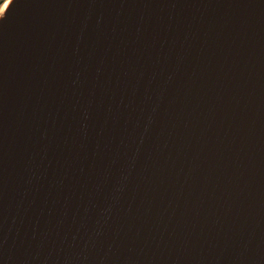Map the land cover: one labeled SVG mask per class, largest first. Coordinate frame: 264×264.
Returning <instances> with one entry per match:
<instances>
[{"label":"water","instance_id":"water-1","mask_svg":"<svg viewBox=\"0 0 264 264\" xmlns=\"http://www.w3.org/2000/svg\"><path fill=\"white\" fill-rule=\"evenodd\" d=\"M0 264H264V0H10Z\"/></svg>","mask_w":264,"mask_h":264},{"label":"crops","instance_id":"crops-1","mask_svg":"<svg viewBox=\"0 0 264 264\" xmlns=\"http://www.w3.org/2000/svg\"><path fill=\"white\" fill-rule=\"evenodd\" d=\"M9 1H10V0H6V1H4V3L1 5L0 9H2V10H0V15L4 12V9H5L4 5H5V3H8Z\"/></svg>","mask_w":264,"mask_h":264},{"label":"rangeland","instance_id":"rangeland-1","mask_svg":"<svg viewBox=\"0 0 264 264\" xmlns=\"http://www.w3.org/2000/svg\"><path fill=\"white\" fill-rule=\"evenodd\" d=\"M4 1H6V0H0V7L4 3Z\"/></svg>","mask_w":264,"mask_h":264},{"label":"snow or ice","instance_id":"snow-or-ice-1","mask_svg":"<svg viewBox=\"0 0 264 264\" xmlns=\"http://www.w3.org/2000/svg\"><path fill=\"white\" fill-rule=\"evenodd\" d=\"M4 7H8L7 3H5ZM0 10H2V9H0Z\"/></svg>","mask_w":264,"mask_h":264},{"label":"bare ground","instance_id":"bare-ground-1","mask_svg":"<svg viewBox=\"0 0 264 264\" xmlns=\"http://www.w3.org/2000/svg\"><path fill=\"white\" fill-rule=\"evenodd\" d=\"M9 4V2L7 3V5ZM6 8V7H5Z\"/></svg>","mask_w":264,"mask_h":264},{"label":"flooded vegetation","instance_id":"flooded-vegetation-1","mask_svg":"<svg viewBox=\"0 0 264 264\" xmlns=\"http://www.w3.org/2000/svg\"><path fill=\"white\" fill-rule=\"evenodd\" d=\"M1 15H2V14H1ZM1 15H0V16H1Z\"/></svg>","mask_w":264,"mask_h":264}]
</instances>
